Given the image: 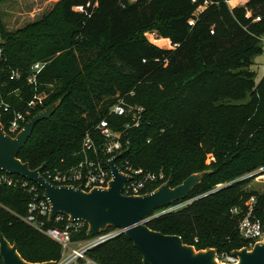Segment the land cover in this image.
Masks as SVG:
<instances>
[{
  "label": "trees",
  "instance_id": "trees-1",
  "mask_svg": "<svg viewBox=\"0 0 264 264\" xmlns=\"http://www.w3.org/2000/svg\"><path fill=\"white\" fill-rule=\"evenodd\" d=\"M229 2L235 0H59L13 34L0 18L7 88L18 89V96L6 100L19 110L33 94L44 95V106L32 116L60 102L50 118L35 124L18 158L31 169L45 163L42 175L77 163L84 134L94 132L100 119L107 117L114 130L130 121L107 115L119 91L143 107L139 125L124 136L129 143L121 159L145 171L161 170L166 178L172 173V186L207 171L186 198L170 205L189 203L149 218L147 226L178 235L197 250L246 246L237 231L241 214L230 209H244L243 201L253 195L244 187L250 177L235 178L264 167V80L255 84L251 69L252 55L262 51L264 0ZM151 30L172 47L147 41L144 33ZM42 60L47 63L36 85H27L30 66ZM11 69L21 72L19 79H8ZM0 116L4 125L5 114ZM218 184L223 185L212 191ZM38 192L43 194L39 187ZM29 198L24 188L0 185V233L24 260L57 262L60 246L19 217ZM255 200L254 216L263 220L264 192ZM86 229L85 224L72 238H88ZM87 254L97 264H143L124 233Z\"/></svg>",
  "mask_w": 264,
  "mask_h": 264
},
{
  "label": "built area",
  "instance_id": "built-area-1",
  "mask_svg": "<svg viewBox=\"0 0 264 264\" xmlns=\"http://www.w3.org/2000/svg\"><path fill=\"white\" fill-rule=\"evenodd\" d=\"M124 1L133 3L137 0ZM76 9L81 8L77 7ZM147 34H150V36L148 37ZM144 36L152 44L159 40V35L156 31H148L144 33ZM5 61L6 58L3 56V51L0 48V112L5 114V124H2V126L7 134L15 136L22 129L24 123L32 116V112L44 106L45 96L35 93L26 102L23 109H15L6 100V97L10 96V94L18 96V89L12 90L7 88L8 80L5 78L6 74L3 68ZM46 63L47 61L44 60L32 63L26 76L27 85H36L37 76ZM20 74L21 72L18 69H11L8 79H19ZM3 90L5 94L2 93ZM142 112V106L129 103L124 97H117L110 105L107 115L129 117L130 121L126 122L121 130H114L110 126L107 117L100 119L94 128V132L97 133L102 141H98L94 132H86L81 140L78 151L80 155L79 161L64 169L54 168L46 170L43 175L44 178L57 186H81L83 190H90L93 187H107L108 182L112 179L111 169L107 165V161L114 155L124 152V145L129 143V140L124 139V136L130 128L139 125ZM116 165L122 173L129 177L123 185L122 193L125 195L147 193L151 185L156 183L161 184L167 179L163 171L152 172L132 167L127 160L121 159V156L116 159ZM252 176L256 179L259 178L264 183V167L248 173L245 178ZM28 181L19 175L0 171V185L24 188L29 192L30 198L27 202L26 213L19 217L28 226L60 246V258L55 264H97L96 261L88 257V251L123 233L122 229L109 228L92 237L73 239L72 235L84 229L86 223L70 220L68 216L61 213L49 219V202L44 198L43 194L38 192L37 184L34 182L30 184ZM221 185L223 184L216 185L212 191L217 190ZM191 200L167 206L151 217L177 210ZM255 202V197L251 196L246 205H244V209H238L237 207L230 209L232 215L241 214L237 224V231L240 238L246 242L248 249L255 242L264 238L262 231L264 216L263 220L254 216ZM51 220L54 221L55 225H48V222ZM215 259L220 264H234L238 261L237 257L232 255L231 252L225 251L216 253Z\"/></svg>",
  "mask_w": 264,
  "mask_h": 264
},
{
  "label": "water",
  "instance_id": "water-1",
  "mask_svg": "<svg viewBox=\"0 0 264 264\" xmlns=\"http://www.w3.org/2000/svg\"><path fill=\"white\" fill-rule=\"evenodd\" d=\"M3 40L0 35V45ZM54 102L31 116L15 135L4 131L0 120V171L19 175L37 184L49 202V219L64 214L70 220L85 222L86 235L92 237L109 229H122L142 255L143 264H220L216 261L217 250H197L185 244L175 234H163L149 228L146 221L155 210L186 198L191 189L200 183L207 171L192 173L176 186H172L173 174L150 192L141 195L122 193L124 182L129 179L116 165L123 152L107 161L112 179L107 187L83 190L81 186L54 185L41 174L45 163L31 169L27 162L18 158V152L31 136L35 124L50 118L59 106ZM264 233V225L262 227ZM238 261L234 264H264V238L248 249L243 246L231 251ZM0 259L2 264H55V261L29 262L22 258L16 244L10 243L0 233Z\"/></svg>",
  "mask_w": 264,
  "mask_h": 264
},
{
  "label": "rangeland",
  "instance_id": "rangeland-1",
  "mask_svg": "<svg viewBox=\"0 0 264 264\" xmlns=\"http://www.w3.org/2000/svg\"><path fill=\"white\" fill-rule=\"evenodd\" d=\"M58 1L59 0H5L0 5V18L3 23L4 30L10 32V34H13L17 32L19 29L24 28L28 24L38 21L43 16L47 15ZM245 1L246 0H235L234 3L229 2V5L234 6V5L242 4ZM54 17H58V16H54ZM147 32L148 31H146L145 33ZM147 36L149 37L150 34H147ZM158 37H159L158 39H162L161 36ZM46 40H50V39L46 38ZM167 40L168 41L161 42L160 45L154 42V45L162 48H171L172 45L169 39ZM261 45H262V51L253 54L251 57V61H252L251 69L255 73V77H254L255 84H259L262 80H264V36L262 37ZM113 97L117 98L123 96L119 93V91H117ZM247 174L248 173L242 175V177L245 178ZM242 177L241 176L236 177L235 179L240 180ZM244 187L247 188L248 191L253 192L252 196H254L255 198H257L259 194L264 192V183L259 178L256 179L253 176L250 177V179L244 185ZM248 200L249 198L247 197L243 201V204L246 205Z\"/></svg>",
  "mask_w": 264,
  "mask_h": 264
},
{
  "label": "crops",
  "instance_id": "crops-1",
  "mask_svg": "<svg viewBox=\"0 0 264 264\" xmlns=\"http://www.w3.org/2000/svg\"><path fill=\"white\" fill-rule=\"evenodd\" d=\"M162 39H165V38H163V37H161ZM167 39V38H166Z\"/></svg>",
  "mask_w": 264,
  "mask_h": 264
}]
</instances>
